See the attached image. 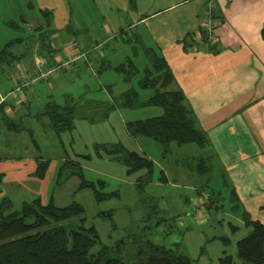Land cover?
Masks as SVG:
<instances>
[{
  "label": "rangeland",
  "instance_id": "374dc122",
  "mask_svg": "<svg viewBox=\"0 0 264 264\" xmlns=\"http://www.w3.org/2000/svg\"><path fill=\"white\" fill-rule=\"evenodd\" d=\"M161 1L168 3L171 0ZM42 10H52L51 28L55 29V34L44 26ZM125 10L127 7H122L119 0H0V91L4 93L9 88L11 76L17 73L20 65L24 68L34 65L40 58L50 64L58 63L67 44L75 45V41L79 43L84 36L97 39L98 36H107L102 26H108L116 35L121 28L128 29L131 22ZM41 23L44 27L38 33L45 32L46 40L43 41L50 43V50L43 49L42 41L36 38L35 29ZM77 27L88 30L89 34H73L72 31ZM134 33L146 35L143 36L142 47L140 45L138 48V56L133 57L143 65L147 59L144 47L149 46L151 40L144 25L128 32L129 35ZM83 42L88 45L92 41ZM109 47L105 48L104 56L109 57L114 65L124 61L128 55H133L127 44L121 42V37L120 40L112 39ZM4 49L7 51L3 54ZM10 54L22 58L11 59ZM96 60H92L94 70L83 60H78L70 68L58 70L49 75L46 81L42 80L28 90L27 98L32 100V104L35 103L33 113L43 109L42 104L47 102L50 95L59 104H64L68 95L77 100L85 98L110 102L111 95L103 85L113 84V96L130 87L124 82L123 75L113 70L97 74L96 70L100 66ZM140 76L136 75L131 84L136 85ZM38 88L42 98L38 94L32 97L33 91H38ZM151 93H140L139 100L145 101ZM162 111L159 107L145 106L112 111L106 120L94 123L77 119L72 133H64L60 137L52 127L36 128L33 137L25 131L11 133L0 120V201L8 198L14 209H20L24 202L37 198L44 204L54 201L59 207L75 201L84 207L87 225L97 228L106 245H113L116 240L126 238L128 232H134L144 240L176 249V252L187 255L193 264H224L222 259L226 255H231V264H239L241 260L237 254V242L248 235L250 228L243 223L241 212L235 211L228 185L221 183L220 178L214 175L208 184H204L205 176L197 169V164L200 165L201 158H204V149L195 144H173L169 154L163 156V147L154 140L135 138L128 133L126 122L158 116ZM28 122L31 123V120ZM19 126L26 127L27 122H20ZM99 143H122L126 149L148 156L154 162L151 181L140 191L136 185L137 179L145 171L128 176L127 168L121 162L109 156H96L95 145ZM64 153L74 159L90 153L92 160L80 159L85 178L95 182L104 180V192L118 191L119 197L98 202L92 190L78 191L81 181L76 176L64 185H57V173ZM38 158L50 159L44 179L30 176V172L36 171ZM162 166L167 168L165 170L171 180L176 177V169L188 171L192 167L193 173L187 176L188 184L179 182L178 178L174 184L161 183ZM215 172L218 173V170ZM196 187H202L214 199L211 204L210 201L205 204L206 207L210 205L208 209L205 206L201 208L202 216L194 210V204L199 199L194 191ZM154 205L161 209L159 214L152 212ZM108 211L114 212L116 229L112 228L109 218L99 215Z\"/></svg>",
  "mask_w": 264,
  "mask_h": 264
},
{
  "label": "crops",
  "instance_id": "0c3cea01",
  "mask_svg": "<svg viewBox=\"0 0 264 264\" xmlns=\"http://www.w3.org/2000/svg\"><path fill=\"white\" fill-rule=\"evenodd\" d=\"M119 2L122 7H127L125 11L131 22L128 29L121 28L116 35L108 26H102L107 36H98V39L84 36L79 43L75 41L77 45L67 44L58 63L50 64L40 58L34 65L25 68L18 66L17 73L11 76L9 88L4 93L0 91V120L4 123L5 118L27 122L25 129L18 133L25 131L30 137L35 135L36 128L52 127L49 118L44 115L46 104L50 100L55 101L52 95L42 104L43 109L35 113L32 111L35 103L32 104V100L27 98V91L36 85L24 90V98L5 101V95L23 77L48 72L72 56L86 55L88 60L85 63L90 62L92 66L93 58H105L104 50L110 49L112 39L121 36L123 40L127 39L131 29L144 25L151 40L149 47L159 48L173 72V87L184 92L196 113L199 127L207 137V145L202 147L206 165L201 171L205 176L204 184H208L213 175L220 178L221 183L230 187V199L235 203V211L241 212L243 223L246 224L243 215L247 214L250 220L264 225V0H171L168 3L135 0V7H132L130 0ZM45 11L52 12L42 10L43 24L49 22L43 16ZM42 27V23L36 27V38L42 41L43 45L40 46L47 50L50 43L43 41L46 40L45 32L38 33ZM51 27L49 31L53 33L55 29ZM206 29L214 40L213 49L201 42L200 33ZM72 32L89 34L88 30L78 27ZM137 35L143 42L146 35ZM83 40L92 42L84 45ZM184 40L191 45L186 48ZM12 56L16 60L22 58L16 54ZM35 91L32 97L38 94L42 98L39 88ZM32 119L35 123H32ZM5 127L9 130L6 123ZM66 158L67 153H64L61 165ZM162 169L160 180L167 184L176 183V178L188 184L187 176L193 173L192 167V171L189 168L188 171L176 169V177L171 180L167 168L162 166ZM34 172H30V176L34 177ZM204 190L202 187L194 188L196 198L207 197L205 204L208 201L211 204L214 199Z\"/></svg>",
  "mask_w": 264,
  "mask_h": 264
},
{
  "label": "trees",
  "instance_id": "16d2710c",
  "mask_svg": "<svg viewBox=\"0 0 264 264\" xmlns=\"http://www.w3.org/2000/svg\"><path fill=\"white\" fill-rule=\"evenodd\" d=\"M130 2L132 7L136 6L135 0ZM43 16L48 18L49 22L44 26L49 29L52 24V12L45 11ZM127 35L128 38L124 40L121 36V42L127 44L133 53L132 57L128 55L118 65H114L111 59L106 57L96 58L100 66L96 73L113 70L123 75L124 82L130 87L113 96V84L106 85L112 99L110 102L85 98L77 100L70 95L66 97L64 104L50 100L46 104L44 115L49 118L53 130L58 135L71 133L75 129L77 119L94 123L106 120L112 111L155 106L163 110L160 115L126 123L131 136L154 140L163 147L164 156L170 152L173 144H195L204 147L208 142L207 137L199 127L196 113L184 92L173 87V72L159 48L144 47L147 59L145 58V64L140 65L133 57L138 56V48L140 45L142 47L141 39L137 34ZM200 35L201 42L213 49L215 44L213 38L209 37L208 30H202ZM184 43L186 48L191 45L185 40ZM6 51L4 49L2 53ZM10 57L13 58L12 54ZM79 60L87 62L88 57L80 55ZM90 67L92 68L91 65ZM138 74L141 76L136 85L131 84ZM147 91H152L151 95L145 101H140V93ZM5 123L12 131L25 129L19 126V121L5 118ZM95 154L99 158L109 156L121 162L127 168L128 176L145 171V174L137 179L136 185L140 191L149 180L151 181L154 162L144 154L126 149L122 143L96 144ZM77 158L67 157L60 166L57 185H64L76 176L81 181L78 191L92 190L98 202L119 197L118 191L104 192V180L95 182L85 178L80 159L92 160L90 153L79 155ZM204 161L202 158L198 165L200 172L203 171ZM49 165V160L39 159L34 175L44 179ZM160 210L159 206L152 207V212L159 214ZM99 215L109 218L112 228L116 229L113 211ZM243 218L250 230L248 235L237 242V254L241 260L239 264H264V225L259 221L250 220L247 214H244ZM157 223L159 226L160 221ZM111 245L103 243L95 226L87 225L85 209L78 202L73 201L65 207H59L54 201L44 204L37 198L24 202L20 209H14L8 198H3L0 202V264H193L187 255L176 252V249L144 240L134 232H128L126 238H120ZM222 260L224 264L232 263L231 255H226Z\"/></svg>",
  "mask_w": 264,
  "mask_h": 264
},
{
  "label": "built area",
  "instance_id": "2783aa9c",
  "mask_svg": "<svg viewBox=\"0 0 264 264\" xmlns=\"http://www.w3.org/2000/svg\"><path fill=\"white\" fill-rule=\"evenodd\" d=\"M214 42V40H212ZM80 59V56H72L68 60L62 62L61 64L55 66L52 70L48 72H40L38 74H35L33 76H25L23 77L18 84L14 87L13 90L8 92L3 100H15L19 99L21 95L23 94L24 90L26 88L32 87L37 85L41 80L47 79L49 75L57 72L60 69L63 68H70L73 63L78 61ZM207 201V197L200 198L196 201L194 204V210L198 212L200 216H202L201 208L205 206V202Z\"/></svg>",
  "mask_w": 264,
  "mask_h": 264
}]
</instances>
